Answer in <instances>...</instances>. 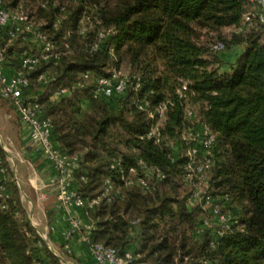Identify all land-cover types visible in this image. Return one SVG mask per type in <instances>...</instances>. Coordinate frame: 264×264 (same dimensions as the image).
Returning <instances> with one entry per match:
<instances>
[{"label":"trees","instance_id":"obj_1","mask_svg":"<svg viewBox=\"0 0 264 264\" xmlns=\"http://www.w3.org/2000/svg\"><path fill=\"white\" fill-rule=\"evenodd\" d=\"M72 1L74 8L53 0H2L5 8L37 20L36 27L62 53L57 63L37 67L25 94L42 97L56 144L81 158L79 194L97 197L109 177L119 191L112 201L87 209L94 222L93 241L122 254L136 233L140 257L134 264H264V24L255 19L240 31L254 5L250 0ZM84 18L89 20L83 34ZM225 30L231 32L225 35ZM109 31L101 40L100 33ZM7 41L1 30L0 44ZM218 41L225 50H240L227 68L222 52L213 50ZM35 49L20 37L7 46L6 54L19 68L20 56ZM114 56L141 77L139 97H147L153 106L169 102L163 136L178 141L191 124L184 116L187 107L215 134L209 192L227 196L226 207L239 221L222 237L215 227L200 232L209 211L191 201L193 186L183 181L185 160L180 154L165 141L155 144L147 138L152 122L133 104L137 93L107 100L92 98V85L73 89L85 73L93 78L108 75ZM41 74L51 81L39 82ZM185 83V97L180 98L178 90ZM60 89L73 90L53 99L52 93ZM85 98L89 103L84 104ZM6 157L0 146L5 163ZM119 158L126 165L141 159L165 179H151L150 190L127 186L111 169ZM138 172L143 176L140 167ZM8 189V206L0 208V264H65L26 219L12 177Z\"/></svg>","mask_w":264,"mask_h":264},{"label":"built area","instance_id":"obj_2","mask_svg":"<svg viewBox=\"0 0 264 264\" xmlns=\"http://www.w3.org/2000/svg\"><path fill=\"white\" fill-rule=\"evenodd\" d=\"M254 9L244 15L243 26L240 31L252 26L253 21L257 19L264 24V0H250ZM89 18L83 19L85 24ZM84 25L82 33L87 31ZM5 31L8 41L0 44V97L7 100L14 113L20 121L29 129L30 140L33 146L50 163L55 170L56 175L52 178L46 189L55 190L58 193L61 204L68 207L83 209L93 208L103 200L112 201L119 191L113 184L112 177L106 180L103 192L97 197L87 199L83 198L74 185L77 181V171L81 168V158L64 152L55 142L54 125L51 117L45 116L40 95L26 96L25 91L31 87L30 76L42 63L51 61L57 63L62 53L57 49L54 42L48 36L41 32L35 23L22 11H12L3 6L0 0V31ZM109 32H101L100 39H104ZM22 38L24 41H30L35 50L25 52L20 56L19 68L15 70L12 77H8L5 69L9 65L7 57V46L14 40ZM98 45L93 47L97 50ZM213 50L223 52L225 45L218 41L213 45ZM38 81L42 84H48L51 78L46 74H41ZM92 85L91 96L94 99L112 100L126 95L129 91L137 93L133 104L140 110L147 113L151 119V127L147 133L148 139H153L155 144L166 145L180 154L185 160L184 183L193 186L191 201L199 205L202 209L209 211V216L203 220L200 232L206 227H215L217 236L222 237L227 230L239 225L238 218L233 214L230 208H227L230 199L227 196L214 197L209 192L208 174L214 165L213 150L216 146L215 134L203 124L198 123L196 113L189 107L185 109V119L190 122L189 127H185L178 141L163 136L162 126L166 120V114L169 102H162L155 106L147 97H139L138 93L142 89V79L138 74L122 73L113 70L108 75L93 78L90 73H85L73 89H88ZM72 89V90H73ZM72 90L60 89L52 93L55 100L70 96ZM187 90V83L178 90L180 98H184V91ZM31 93V92H30ZM143 171L140 176L138 168ZM111 169L117 173L124 181L125 185H138L143 190H150L151 179L163 180L165 175L159 170L147 167L141 159H136L133 165H126L122 158L113 160ZM10 173L7 163L0 158V208L6 209L11 198L8 189ZM40 199H47V193L41 192ZM84 230L82 241L91 249L95 260L99 264H134L140 257L139 253L125 251L122 254L115 249L105 247L100 243H95L92 239L93 227L84 225L78 219L70 221V229L67 232V238L73 233ZM216 240L212 241V246ZM202 264H209L206 260Z\"/></svg>","mask_w":264,"mask_h":264},{"label":"crops","instance_id":"obj_3","mask_svg":"<svg viewBox=\"0 0 264 264\" xmlns=\"http://www.w3.org/2000/svg\"><path fill=\"white\" fill-rule=\"evenodd\" d=\"M234 59L223 60L226 63H233L240 50L235 51ZM14 66L9 63L5 69L6 75L10 78L14 75ZM3 108L1 115L5 119L14 118L17 131H14V124L9 123V135L0 133V146L6 152V161L10 177L16 181L19 188L21 200L26 210V219L37 229L38 234L47 243L48 247L59 256L65 264H99L91 249L82 241L84 230L73 233L67 238L70 229V221L78 219L84 225L92 226L94 222L89 218L87 212L75 207H64L55 190L46 189L50 180L55 177L56 172L50 163L36 150L30 140L29 129L14 113L10 103L0 97ZM9 105V109L7 106ZM11 111V112H10ZM6 136V137H5ZM12 138V139H10ZM78 189V182L74 185ZM46 192L47 199L41 200L40 193ZM137 234H133L134 241L128 245V251L136 253L139 251V240ZM144 264V263H138Z\"/></svg>","mask_w":264,"mask_h":264},{"label":"rangeland","instance_id":"obj_4","mask_svg":"<svg viewBox=\"0 0 264 264\" xmlns=\"http://www.w3.org/2000/svg\"><path fill=\"white\" fill-rule=\"evenodd\" d=\"M87 1H90V0H87ZM53 2L56 4V5H61L63 8H74V6L76 7L77 4L72 1V0H53ZM81 15V19H82V14ZM34 22H37V20L33 19ZM231 32V30H225L224 33L225 35H228L229 33ZM237 49H233V50H225L221 53V57H223L224 59H226L227 61H231L234 59L235 55H237V53L235 52ZM114 61H115V64L113 66L110 67V70L109 71H113V70H117V71H121L122 73H133V69L131 68V66L127 63V61H122V62H119V60L117 59V56H114ZM89 103V99L88 98H85L84 99V104H87ZM7 106V109H9V105H6ZM3 108L1 106V103H0V109ZM10 110V109H9ZM11 112V111H10ZM14 118H9V119H5V117H3L1 115V112H0V133L6 135L7 137H11L9 135V130H7V128L9 127V123L14 124V131L16 132L18 127L16 126L15 124V121H13ZM5 136V137H6ZM12 139V138H10Z\"/></svg>","mask_w":264,"mask_h":264}]
</instances>
